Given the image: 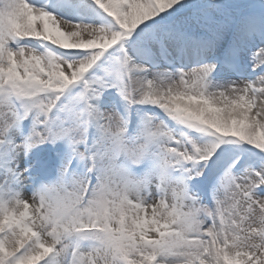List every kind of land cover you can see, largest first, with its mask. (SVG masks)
Wrapping results in <instances>:
<instances>
[{"label":"snow or ice","instance_id":"1","mask_svg":"<svg viewBox=\"0 0 264 264\" xmlns=\"http://www.w3.org/2000/svg\"><path fill=\"white\" fill-rule=\"evenodd\" d=\"M0 264H264V0H0Z\"/></svg>","mask_w":264,"mask_h":264}]
</instances>
